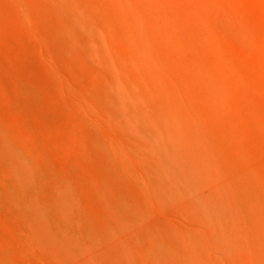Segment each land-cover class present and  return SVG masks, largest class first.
<instances>
[{
  "label": "rangeland",
  "instance_id": "374dc122",
  "mask_svg": "<svg viewBox=\"0 0 264 264\" xmlns=\"http://www.w3.org/2000/svg\"><path fill=\"white\" fill-rule=\"evenodd\" d=\"M194 263L264 264V0H0V264Z\"/></svg>",
  "mask_w": 264,
  "mask_h": 264
},
{
  "label": "bare ground",
  "instance_id": "6f19581e",
  "mask_svg": "<svg viewBox=\"0 0 264 264\" xmlns=\"http://www.w3.org/2000/svg\"><path fill=\"white\" fill-rule=\"evenodd\" d=\"M116 82H117V81H116ZM117 84H120V82H119V83L117 82ZM119 86L121 87V84H120ZM123 86H124V85H123ZM111 88H112V87H111ZM111 88L109 87V89H111ZM114 88L116 89V88H118V87L116 86V87H114ZM124 88H125V87H124ZM121 89H123V88H121ZM119 90H120V88H119ZM123 90H124V89H123ZM123 90H122V91H119V93L125 91V90H124V91H123ZM112 91H113V90H111V92H112ZM117 93H118V92L113 93V94H114V97H113L112 95H111V97H110V98L113 97V98H114L113 101L115 102V100H116V103H118V101H119V102L122 101V99H120V97H119V94H117ZM125 98H126V97H124V99H125ZM128 99H129V98H128ZM125 100H126V99H125ZM125 100H124V101H125ZM127 102H128V101H127ZM124 103H125V102H123V105H124ZM110 104H111V103H110ZM121 104H122V103H121ZM98 105H99V104H98ZM123 105H122V106H123ZM102 109H103V108H102ZM118 109H119V108H118ZM104 112H105V111H104ZM104 112H103V114H104ZM110 115H111V114H110ZM106 116H107V115H106ZM108 117H109V114H108ZM108 117H107V118H108ZM110 117H111V116H110ZM143 117H144V116H143ZM130 118H131V117H130ZM139 118L141 119V117H139ZM113 119H114V118H113ZM120 119H121V117H120ZM126 119H127V121H128V120H129V117H127ZM131 119H132V118H131ZM133 119H135V118H133ZM133 119H132V120H133ZM144 119H145V118H144ZM144 119H143V121H144ZM117 121H118V120L116 119V123L118 124ZM120 121L122 122V119H121ZM136 121H138V120H136ZM125 122H126V121H125ZM128 122L130 123V120H129ZM128 122H126L128 126L124 125V123H123V125L126 126L127 130H128V129H131L130 131H131V132L134 131L133 133H135V132H136V129H137V128H135V126H136L138 123L136 122V124L134 125V127L130 125L131 128H129V124H128ZM139 122H140V121H139ZM141 122H142V121H141ZM131 123H132V122H131ZM144 123H145V122H144ZM133 124H134V122L132 123V125H133ZM121 125H122V123H121ZM137 126H138V125H137ZM137 126H136V127H137ZM133 128H135V129H133ZM151 129H152V128H151ZM142 130H143V127H142ZM146 130H147V129H146ZM128 132H129V131H128ZM129 133H130V132H129ZM140 133H141V132H140ZM137 135H139L138 132H137ZM157 135H158V133H157ZM154 136H155V135H154ZM158 137H159V136H158ZM138 138H140V137L138 136ZM144 138H145V137H144ZM144 138H143V141H144ZM152 138H153V137H152ZM154 138H155V137H154ZM154 138H153V139H154ZM153 139H152V140H153ZM156 139H157V138H156ZM159 139H160V138H158V140H159ZM161 139H162V137H161ZM145 140H146V139H145ZM158 140H156V141H158ZM167 141H169V139H168ZM153 142H154V141H153ZM156 143H157V142H156ZM157 144H158V143H157ZM161 144H162V140H161ZM163 144H164V143H163ZM162 146H163V145H162ZM164 148H165V147H164ZM200 193L202 194L201 190H200ZM200 193H199V194H200ZM199 194H198L197 197L200 196ZM189 196H190V195H189ZM195 197H196V195H195ZM203 197H204V196H203ZM200 198H202V197H200ZM193 199L196 200V198H194V197H193ZM190 200H191V199H190ZM194 200H192V201L194 202ZM196 202H197V200H196ZM199 202H201L200 199H199ZM210 202H212V201H210ZM200 205L203 206V203L200 204ZM200 205H199V206H200ZM204 205H205V204H204ZM207 205H208V204H207ZM197 207H198V206H197ZM203 207H204V206H203ZM200 208H201V206H200ZM219 209H221V208H219ZM201 212H203V210H202ZM207 215L209 216V214H207ZM216 215H217V214H216ZM203 216H204V215H203ZM208 216H207V218H208ZM231 217H232V216H231ZM216 219H217V218H216ZM218 219H219V218H218ZM228 219H229V218H228ZM207 220H208V219H207ZM208 221H210V220H208ZM225 222H226V220H225ZM216 223H217V226H220V225H218V220H217ZM219 223H220V222H219ZM211 226H214V225L211 224ZM211 226H210V227H211ZM222 226H223V225H222ZM224 226H226V225H224ZM220 227H221V226H220ZM213 228H214V227H213ZM222 228H224V227H222ZM214 231H215V230H214ZM201 232H202V230H201ZM201 232H200V234H199L200 237H201V235H202ZM210 232H211V231H210ZM219 232H220V230H219ZM192 233H193V232H192ZM192 233H191V234H192ZM204 233H205V232H204ZM211 233H212V232H211ZM220 233H221V232H220ZM173 234H174V233H173ZM197 234H198V232H197ZM212 234H214V233H212ZM184 235H185V234H184ZM221 235H222V234H221ZM223 235H224V234H223ZM181 236H183V235H181ZM204 236H205V235H204ZM177 237H178V236H177ZM202 237H203V236H202ZM202 237H201V238H202ZM185 239H186V238H185ZM203 239H204V237H203ZM183 241H184V240H183ZM186 242H187V241H186ZM190 242H191V241H190ZM186 244H187V243H186ZM191 245H192V246H190L191 248H192L193 246H195L193 243H192ZM184 246H187V247L189 248L188 245H185V244H184ZM195 247H198V246L196 245ZM195 247H194V248H195ZM185 248H186V247H185ZM191 248H190V249H191ZM198 249H199V248H198ZM189 251H190V250H189ZM200 251H201V249H200ZM225 251H226V249H225ZM186 252H188V251L185 250V253H186ZM198 252H199V251H198ZM191 253H193V252L191 251ZM194 254H195V252H194ZM203 254H204V253H203ZM205 254H206V253H205ZM189 255H190V253H189ZM189 255H188V256H189ZM196 255H198V254H196ZM201 255H202V254H201ZM160 256H161V255H160ZM193 256L196 257L195 255H193ZM207 257H208V255H207ZM205 258H206V257H205ZM200 259H201V258H200ZM198 263H199V262H198ZM194 264H195V263H194Z\"/></svg>",
  "mask_w": 264,
  "mask_h": 264
}]
</instances>
